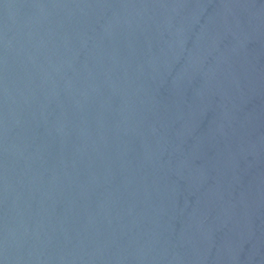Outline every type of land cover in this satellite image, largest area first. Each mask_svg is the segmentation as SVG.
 <instances>
[{
  "label": "water",
  "instance_id": "obj_1",
  "mask_svg": "<svg viewBox=\"0 0 264 264\" xmlns=\"http://www.w3.org/2000/svg\"><path fill=\"white\" fill-rule=\"evenodd\" d=\"M0 264H264V0H0Z\"/></svg>",
  "mask_w": 264,
  "mask_h": 264
}]
</instances>
